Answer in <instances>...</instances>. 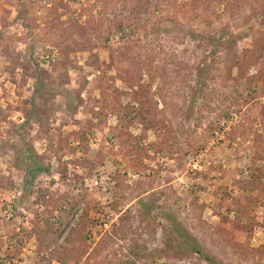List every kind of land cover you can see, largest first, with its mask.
Here are the masks:
<instances>
[{"label":"rangeland","instance_id":"rangeland-1","mask_svg":"<svg viewBox=\"0 0 264 264\" xmlns=\"http://www.w3.org/2000/svg\"><path fill=\"white\" fill-rule=\"evenodd\" d=\"M263 43L264 0H0V264H63L38 238L80 217L73 244L108 233L90 264H264ZM42 73L70 112L33 102Z\"/></svg>","mask_w":264,"mask_h":264},{"label":"trees","instance_id":"trees-1","mask_svg":"<svg viewBox=\"0 0 264 264\" xmlns=\"http://www.w3.org/2000/svg\"><path fill=\"white\" fill-rule=\"evenodd\" d=\"M115 26L118 31L123 30L122 21H117L115 23ZM98 29L99 28L93 23L90 25L84 26V25H80L78 21H76L73 23V26H66L64 28V31H65V34H67L69 38L71 35L73 36L74 44L76 45L77 48H80L81 50L84 48L88 49L90 47H93V45L95 44L96 38L99 37L98 35L100 32H98ZM111 29L112 28H110L107 32L108 33L107 38H109V34L112 32ZM235 33L236 31L225 32L221 34L217 39H214V41L219 42L220 44L232 46L235 40ZM263 56H264V43L257 49V58L261 59L263 58ZM46 74L48 73H44L42 76L40 75L37 77L35 93L33 95V98H34L33 102H35L37 98L45 99L46 97L48 98V97H54L56 95H61L65 97L66 99H68V105H67L66 110L67 112H70L71 106L77 103L78 96L74 97L76 96V94H73L74 92L68 91L61 84H57L53 81H50L48 78L43 77ZM143 100H144L143 98H140L139 103L142 104ZM141 114H142L141 109L137 110L135 112V117ZM149 125L151 127L157 126L154 120H150ZM126 142L127 140L124 139L123 143L126 144ZM13 147L18 152V155L20 156L24 155L22 145H20L19 143L15 141ZM21 168L22 170H25L26 172V182H25L26 186L31 184L32 180L36 178V176L40 175L43 172H48L49 170L48 167L44 165L43 162H41L40 158L38 157V160H37V158H35L33 154L31 155L30 160L24 163L23 167ZM66 203H69V200H65L62 204H66ZM70 204L72 203L70 202ZM234 204H236L234 205V209H236L237 212L244 214L245 216L248 215L251 209V204H250V201L247 200V198L244 202L241 199H237ZM76 206H77V203H75V205L73 204L71 205L73 209L76 208ZM85 210L86 208L84 209V211ZM64 211H67V209H64ZM82 220H83L82 217H80V219L74 224V226H72L66 239L61 243L57 241L58 234L56 236L52 233H47L44 237H39L38 242H37V247H36V253H37L39 261L41 257V252L43 251L45 247L50 249V255H54V253H57L56 256L58 260L62 262L63 264H90V261L92 259L98 258L102 254V246H103L105 239L108 236V233H104L99 238V240L96 242L95 246L92 249H89L90 246L87 244L86 239H84V241L80 245L73 244V241H75L74 239L76 238V232L80 231L81 229ZM64 221L65 220H62L61 223H63ZM18 254L19 253H16L14 257L16 256L15 258H18L19 257ZM205 258L210 264H219L215 259H213L212 257L208 255H206ZM10 264H16V263H14V261H10ZM98 264H103V263L100 262Z\"/></svg>","mask_w":264,"mask_h":264}]
</instances>
